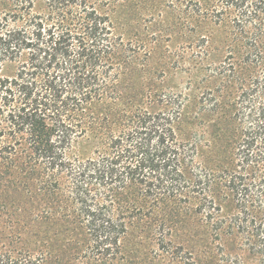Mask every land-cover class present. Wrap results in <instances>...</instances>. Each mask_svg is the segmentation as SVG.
<instances>
[{"label":"trees","instance_id":"obj_1","mask_svg":"<svg viewBox=\"0 0 264 264\" xmlns=\"http://www.w3.org/2000/svg\"><path fill=\"white\" fill-rule=\"evenodd\" d=\"M179 39L185 92L152 67ZM0 199L82 264H199L190 215L264 264V0H0ZM50 228L0 264H57Z\"/></svg>","mask_w":264,"mask_h":264},{"label":"rangeland","instance_id":"obj_2","mask_svg":"<svg viewBox=\"0 0 264 264\" xmlns=\"http://www.w3.org/2000/svg\"><path fill=\"white\" fill-rule=\"evenodd\" d=\"M161 1V0H160ZM156 6L157 2H155ZM161 6V5H159ZM156 10V9H155ZM166 18L169 19L173 17L174 13L169 8H165ZM161 17H157L154 23H148L147 18L140 13V17L136 20L137 25L135 26V30L146 31L150 27L154 30L166 29L164 24L160 22ZM154 43L156 50L153 53L152 58V67L154 70L159 71L164 67L167 70L166 84L170 88H176L180 91H187V50L183 51L185 45H187L184 40L179 39L176 41H152ZM167 47V48H165ZM165 50L171 53L172 57L167 59V63L164 64L162 59L165 54ZM178 55V56H176ZM221 58V55L218 54L214 58L217 62ZM9 200L0 199V207L3 203L10 205L12 202ZM222 215L226 216V214L230 213L231 204L223 203L222 204ZM9 209V206L6 207ZM28 217L24 214L11 215L7 212H0V247H17L23 250H32L34 248L35 237L33 233H43L49 230L59 229L62 232V228L57 224L53 225L49 223V225L43 224V226L39 223V221H34L29 224V228L25 229V223L28 221ZM182 220L187 224V229L182 228L181 230H176L172 233L173 239L191 241L194 249L193 256L196 260H198L199 264H259L257 260L253 257V255L249 254L239 243L238 237L233 233L231 235L226 234L224 229L219 231L217 237H213L212 241V232L208 228L207 225H204L199 220V217L196 215H190L186 217H182ZM49 231V232H50ZM74 238H79L77 235ZM72 233V232H71ZM67 233L62 232L59 238L56 236V243L52 245L51 249V259L55 260L57 264H82L79 260H74L72 257L73 251L64 246L63 239L66 237ZM195 241V243L192 242ZM180 263L173 262L171 264H193L191 261ZM95 264V263H94ZM120 264V263H116ZM147 264H150L148 262ZM153 264V263H151ZM165 264V263H164Z\"/></svg>","mask_w":264,"mask_h":264}]
</instances>
